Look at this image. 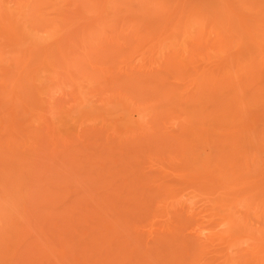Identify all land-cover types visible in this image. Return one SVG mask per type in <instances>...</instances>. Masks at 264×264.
<instances>
[{"label":"rangeland","instance_id":"1","mask_svg":"<svg viewBox=\"0 0 264 264\" xmlns=\"http://www.w3.org/2000/svg\"><path fill=\"white\" fill-rule=\"evenodd\" d=\"M0 264H264V0H0Z\"/></svg>","mask_w":264,"mask_h":264}]
</instances>
